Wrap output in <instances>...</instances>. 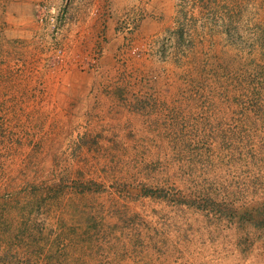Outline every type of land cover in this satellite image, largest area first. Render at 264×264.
I'll list each match as a JSON object with an SVG mask.
<instances>
[{"label":"rangeland","instance_id":"rangeland-1","mask_svg":"<svg viewBox=\"0 0 264 264\" xmlns=\"http://www.w3.org/2000/svg\"><path fill=\"white\" fill-rule=\"evenodd\" d=\"M0 264H264V0H0Z\"/></svg>","mask_w":264,"mask_h":264}]
</instances>
